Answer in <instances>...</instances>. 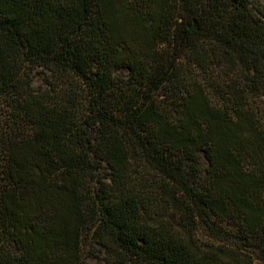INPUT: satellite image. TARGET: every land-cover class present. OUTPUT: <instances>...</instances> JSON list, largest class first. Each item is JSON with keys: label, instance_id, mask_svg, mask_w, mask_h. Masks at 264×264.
Masks as SVG:
<instances>
[{"label": "trees", "instance_id": "16d2710c", "mask_svg": "<svg viewBox=\"0 0 264 264\" xmlns=\"http://www.w3.org/2000/svg\"><path fill=\"white\" fill-rule=\"evenodd\" d=\"M0 264H264V1L0 0Z\"/></svg>", "mask_w": 264, "mask_h": 264}, {"label": "rangeland", "instance_id": "374dc122", "mask_svg": "<svg viewBox=\"0 0 264 264\" xmlns=\"http://www.w3.org/2000/svg\"><path fill=\"white\" fill-rule=\"evenodd\" d=\"M264 1V0H263ZM118 74L120 75V76H122V77H126L127 76V74H128V72L126 71V70H121V71H119L118 72ZM37 81H36V86H38V85H40L42 82H41V79H39L38 77H37V79H36Z\"/></svg>", "mask_w": 264, "mask_h": 264}]
</instances>
